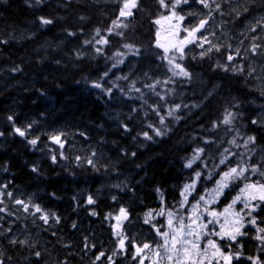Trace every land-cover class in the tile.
Returning a JSON list of instances; mask_svg holds the SVG:
<instances>
[{
  "label": "trees",
  "instance_id": "1",
  "mask_svg": "<svg viewBox=\"0 0 264 264\" xmlns=\"http://www.w3.org/2000/svg\"><path fill=\"white\" fill-rule=\"evenodd\" d=\"M124 3L44 0L37 5L35 0H0V177L9 187L24 190L40 206L54 211L63 219L65 229L60 232L59 244L47 237L49 247L33 241L24 245L19 238L7 240L1 232L0 260L4 262L40 264L35 253L41 248L52 261L49 255L70 264H84L90 259L94 264H134L130 256L123 259L113 251L112 218L119 215L121 208L126 209L132 225L131 230L126 229L127 237H149L152 230L144 223L147 213L161 208L175 210L183 188L193 182L196 172L202 175L195 195H201L223 170L218 168L217 172L222 158L228 160L225 170L238 164H253L249 157L264 159V128L251 123L263 95L252 90L254 87L244 88L240 83L244 76L215 66L220 53L184 63L192 73L190 81L172 77L154 39V21L163 9L158 0H137L130 20L120 17ZM262 4L259 0H245L241 11L252 16L264 10ZM39 17L53 23L43 26ZM114 21L126 24L127 28L115 27ZM68 32L75 35L69 36ZM93 37L107 39L108 44H96ZM124 44L133 45V50L138 48L139 54L126 56ZM117 51L124 55L115 57ZM119 59L124 63L112 68ZM125 76L127 79L122 78ZM169 78L174 82L165 84ZM156 81L160 83L155 89L146 87ZM96 82L104 89L111 88V96L92 87ZM133 83L139 92L132 87ZM176 105H180L179 111H173ZM170 111L172 116L168 115ZM229 112L236 119L231 125H224L221 121ZM9 116L13 121L8 120ZM177 116L179 120L175 119ZM161 117L164 124L160 123ZM33 120L39 122L33 128L40 130L36 135L38 143L32 148L27 136ZM125 124L131 131H124ZM149 124L168 130L164 136L156 137ZM214 124L218 127L214 128ZM14 126L25 130L26 136L16 134ZM50 132L65 139L73 135L79 138L91 163L76 162L69 156L56 158L54 163L41 149ZM143 132L152 135L153 140L138 135ZM250 135L256 137V144L249 145L253 152L242 146ZM198 148L205 151L197 164L185 167ZM226 148L228 153L224 152ZM132 152L136 155L132 156ZM33 167L38 171L33 172ZM207 175L211 176L209 180ZM246 182L231 184L221 205ZM89 197L94 200L91 207ZM252 215L257 225L247 228V238L233 251L264 261V241L256 239L258 235L264 236L257 231V227L264 228V206ZM13 240L17 243L13 244ZM83 241L90 256L81 251ZM101 252L104 256L97 260ZM73 253L81 257L79 261L72 259ZM235 264L250 263L240 260Z\"/></svg>",
  "mask_w": 264,
  "mask_h": 264
},
{
  "label": "snow or ice",
  "instance_id": "2",
  "mask_svg": "<svg viewBox=\"0 0 264 264\" xmlns=\"http://www.w3.org/2000/svg\"><path fill=\"white\" fill-rule=\"evenodd\" d=\"M44 0H35V3L37 5L42 4ZM192 2V0H158V3L162 8H165L166 10H170V15L162 17L163 19H169L177 18L180 21H183L185 19L184 15L178 14L176 12V8L183 4V5H189ZM196 3L202 5L204 8H210V4L208 0H195ZM212 3L215 4V10L220 9V5L216 3V0H212ZM31 6V5H30ZM137 7V0H125V3L123 5V8L120 10V16L121 17H128L132 15L131 11H126L131 8ZM249 9L246 7L244 9L245 12H247ZM223 15V13H221ZM189 15L195 16L197 13L195 12H189ZM239 18V17H237ZM83 19V18H81ZM40 24L43 26H48L53 23V21L49 18L45 17H39ZM154 23L159 24L160 20L154 21ZM191 23V22H190ZM114 26L124 27L127 28L126 24H121L117 22H113ZM208 24V19H200L198 24L193 25L191 28H188L185 26L184 31L187 32V36L179 41V44L172 45L171 47L165 46L163 44H160L159 41L156 43V47L162 48L164 52V56L162 59L167 61V64L170 66L168 68V71L171 72L172 77L177 78H183L187 81H190L192 79V73L181 63H178L177 60H183L185 58V52L184 47L189 44L195 42L196 39L201 40L202 42L199 44L200 47L204 46V43L211 44V41H208L207 36H201L197 37L196 34L200 33L205 26ZM257 27L264 29V17H261L260 20L256 22ZM176 27H179L177 25ZM257 27H252L250 30L252 32L257 31ZM109 34H112V30L109 29ZM117 35L123 36V33H116ZM69 36L75 35L73 32H68ZM96 35H100V30H96ZM157 36H159V33H157ZM261 37H253V40L260 39ZM93 40L96 44H108L107 39H101V40H95V37H93ZM93 41H85V44H91ZM124 48L129 49L130 51H133L134 46L131 44H124ZM262 45L253 43L251 45V51L253 54H257L256 49L261 48ZM213 48L216 51H220V46L212 44L211 47L207 48L205 52L201 53V57L207 55L208 52H211ZM97 53L101 52L100 48L96 49ZM139 49L136 48L133 51L134 55L139 54ZM171 52V54H169ZM178 53V55H177ZM124 53L117 51L114 56L115 57H122ZM236 55L239 56L240 52L239 50L236 51ZM235 57L233 55H228L227 60L229 62L233 61ZM124 63L123 59L117 60L115 63L112 64V68H116L118 65H121ZM219 67H222L225 71H229L230 69L224 65H218ZM18 70V69H15ZM243 71V69H240ZM254 71V69H253ZM250 74V73H249ZM147 75V73H145ZM104 76H108V72L106 71L104 73ZM123 79H127V77H122ZM174 82L169 78L168 80H165L164 83H170ZM160 83V81H156L154 84L146 85V87L150 89H155L156 84ZM92 87L96 89H101L105 92L106 95L111 96L112 89H104L102 84L99 82L93 83ZM132 87L135 89V91L139 92L140 89L135 88V84L133 83ZM264 94V92H262ZM156 95H160V93H156ZM209 96L212 94L209 93ZM163 99V97H161ZM197 105H193V107H196ZM187 107V105H185ZM180 105H176L175 109L173 111H179ZM173 111H170L168 113L169 116L173 115ZM175 119L179 120L180 117H175ZM236 119V116H234L231 112H229L225 118L221 121L224 125H231L233 121ZM9 121H13V117H8ZM160 123L164 124L165 120L164 117L160 118ZM251 123L253 125H257L260 128H264V114H262L258 119L251 120ZM29 128L31 125L28 126ZM125 132L131 131L129 127L125 124L122 125ZM149 128L152 129L154 132V135L156 137H162L166 134L167 128H165L163 131L159 128L154 127L153 125L149 124ZM213 127H218V125L214 124ZM14 131L16 134H18L21 137L26 136V131L21 129L20 127L14 126ZM3 133L0 132V136H2ZM142 135L145 140H153V136L149 135L148 132H143ZM52 140L60 145L61 148H63V143L61 142L60 136H53ZM32 146H36L38 143V138L29 139L27 141ZM205 143H210V141H205ZM231 143L233 145H236V141L232 140ZM256 144V137L255 136H247L246 139H244L243 147L248 152H253V148H249V145H255ZM205 151L204 148H198L195 151L194 156L192 157V160H190L185 167L191 168L193 162L200 159L201 154H203ZM229 149H224V152L228 153ZM95 155V153H93ZM132 156H135L136 153L132 152ZM233 155H235L233 153ZM251 159V157H249ZM53 162H56V157H52ZM91 163V161H89ZM227 163L226 158H222L219 161V164L224 165ZM207 167V165H205ZM33 172H37L38 169L36 167L32 168ZM259 174L260 177H264V165L262 164H251V165H236V166H229L227 171H220L219 172V179L215 181L216 187L212 190L213 199L211 201L206 199V196H200L199 201H202L205 203V205L211 204L216 202V198L223 195L225 190L228 189L231 184L235 183L236 181L240 179L244 180H250L252 175ZM201 172H196V180H194L192 183L185 186L183 192L181 195L184 197V201L182 202L181 206H184L187 204V195L190 194V190L195 189L196 181L199 180L201 177ZM211 178V176H209ZM4 187H7L6 185ZM159 191V189L157 190ZM5 193H0V195H4ZM8 197L12 196L11 192L6 193ZM259 200L260 203H256V201ZM4 201L0 200V204H3ZM94 200L89 197L88 198V204H93ZM237 203L242 204V208L239 211H233V206ZM15 204L21 205L23 207V210L27 212L29 210V204L25 203L23 200H15ZM261 204H264V182H261L260 180L253 181L250 183H245L242 188H240L239 193L236 195V197L232 200V203L228 205L227 208H225L224 213H217L214 210L209 211L207 208H205V211L207 212L208 216L213 217L214 219L205 220L202 221L201 217L197 215V210L200 207V202H197L196 204L192 205V216L188 217L189 222H185V219L183 216L179 218L177 221L178 226H173V217L174 214L172 212H168V227L171 229V234L168 231L161 232L159 228H157L155 225H153L154 228H156L157 235L162 237V242H158L155 247L151 244L144 243L142 246L136 247V255H139L141 252H143L145 249H151L153 250V255L157 258H166L169 264H220V261H223V264H231V260L233 258L232 253H225L221 250V248L218 246L217 242H215L212 239H205V237L209 236H220L221 239L227 237L231 239L233 242L236 241V237L238 235H246V233L242 232L241 229L245 226L244 221L245 219L248 220V223H250L253 226L257 225V219L255 216L252 215V213L256 212L260 207ZM32 207L35 208L36 213H42L39 217V219L43 220L45 224L49 222V215L44 214L42 212V209L38 205H32ZM5 208L0 207V212H4ZM35 213H33L34 215ZM92 215H95V212L91 213ZM229 214L232 216V219L229 221L228 219H225L223 223H220L218 217L221 215ZM120 217H123L124 219H127V211L124 208L120 209V216L117 217L119 220ZM52 218L56 220V223H59V218L55 217V214H52ZM152 213L149 212L144 220L145 224H149L151 222ZM250 218V219H248ZM220 223V230L216 231L214 228L209 229L208 225L210 224H216ZM231 225L230 228L226 227L227 225ZM73 227H76L75 224H73ZM11 231V229H9ZM257 231L260 233H264V228L257 227ZM119 234V233H117ZM189 237H194V239H189ZM256 239L264 241V236H256ZM206 245L205 247H201V242ZM13 244L17 243V241L13 240L11 241ZM19 243L23 244L25 241H19ZM120 248L121 250L124 249V239H120ZM160 249H163L164 251L161 252ZM211 249V252L209 251ZM41 255L40 252H36L35 256L39 258ZM239 253L235 254V257L239 258ZM104 256V253L101 252L99 256L96 257L97 260H99L101 257ZM135 259V256L133 257ZM252 259V258H249ZM109 261H112V257H108ZM0 264H5L3 260H0ZM114 264V261H113ZM139 264H143V259L140 260ZM153 264H158V261H154ZM253 264H258L257 260H253Z\"/></svg>",
  "mask_w": 264,
  "mask_h": 264
},
{
  "label": "rangeland",
  "instance_id": "3",
  "mask_svg": "<svg viewBox=\"0 0 264 264\" xmlns=\"http://www.w3.org/2000/svg\"><path fill=\"white\" fill-rule=\"evenodd\" d=\"M208 2L210 4V8H204L202 5L196 3L195 0L192 1L189 5H183V4L179 5L176 8V12L178 14L185 16V19L183 21H180L177 18H172L171 20L163 19L162 17L170 15V10H166L165 8H163L160 13V18H159L160 23L154 24L155 42L157 43V41H159L160 44H163L169 47H171L172 45H177L179 44V41L181 39L187 36V32L184 31L185 26H187L188 28H191L193 25L198 24L200 19L206 18L208 19V24L205 26V28L200 33H197L196 36L197 37H201L202 35L207 36V39L208 41H211V44L205 42L204 46L200 47L199 44L202 41L199 39H196L195 42L189 43L184 47L185 58L183 60L178 59L177 62L183 65L184 63L189 61V59L194 60L195 58L196 59L212 58L214 53H220L218 56H221V57L219 58V60L215 61V64H214L215 66L224 65L230 69L228 72L231 73L232 75L234 74L235 76L237 75L239 77L244 76L245 77L244 79H247L248 77L250 79L249 81L251 82L250 85L254 88L245 84L246 87L248 88L250 87L252 89H258L259 91L264 92V29H261L257 27L256 25V22L260 20L261 17H264V12L259 13L254 16H248L250 14L244 13L240 9V7L243 6L245 0H216V3L220 5L219 10H215V4L212 3V0H208ZM189 12H195L197 13V15L191 16L189 15ZM221 13H223V15ZM233 13H236V15H234ZM121 18L128 19V20L131 19L130 16L126 18L125 17H121ZM177 25H179V27H176ZM252 27H257V31L252 32L250 30ZM157 33H159V36H157ZM253 37H261V38L253 40ZM253 43L262 45L261 48L256 49L257 54L255 55L251 51V45ZM212 44L220 46V51H216L213 48L211 52H208L207 55L201 57V53L205 52V50L211 47ZM158 49L162 51V54L164 56L165 54L163 52V49L162 48H158ZM237 50H239L240 52L239 56L236 55ZM132 52L133 51H129V53L131 54ZM169 54H171V52ZM228 55H233L235 57L233 61L229 62L227 60ZM126 56H129V55H126ZM240 69H243V71H241ZM262 106H264V99L262 100ZM262 114H264V107L259 110L258 116L260 117ZM33 122L34 123L33 125H31V130H29V135L27 136L28 137L27 141L29 139L36 138L37 132L40 130L37 127L36 129L33 128V126H39L38 120H33ZM54 136H57V135H54ZM52 137H50L48 143L44 144L45 151L49 153L50 155L52 156L58 155L61 159H64L66 156H69V157H72L73 160L76 162L90 161V158H91L90 154H85L86 152H84L85 150L83 149L85 147L83 142L79 141L78 140L79 138H77L75 135L68 138L67 139L68 142L66 141V139L61 141L64 145L63 148H61L58 143L54 142L52 140ZM79 147H81V150H78ZM72 149L77 151V153H80V154H77ZM219 178L220 177L218 175L216 180H218ZM206 179H210L209 175H207ZM240 180H243V179H240ZM257 180L262 181L261 178L254 179V181H257ZM196 185H195V189L190 190V194L187 195V204H185L184 206H181L182 202L184 201V197L182 196L181 204L176 210L160 209V210H157L156 212H151L152 218H151V222L149 225L152 226V228L154 229V233L156 235H157L156 228H154L153 225L159 228L161 232L168 231L171 234V229H169L168 227V212H172L174 214L173 226L177 227L178 226L177 221L179 220L181 216L184 217L185 222H189L188 217L192 216L191 206L196 204L197 202H200V207L197 210V215L201 217V220L205 221V220L214 219L213 217L207 215L205 208H207L209 211L214 210L217 213H224L225 208H227L228 205L232 203V200L239 193L240 188H242L240 187L232 195V197L228 200V202L224 206H221L219 210H217L215 208L217 205H219L220 199L223 195L216 198V202L208 204V205H205L204 202L199 201L200 196H206V199L209 201L213 199L212 190L216 187V183L214 182L212 187L201 195L199 194L195 195ZM114 186H117V182L114 183ZM226 190L224 194L226 193ZM0 193H3L2 190H0ZM17 199L23 200L21 198H16L15 196L12 198V196L8 197L5 194L0 195V200L4 201V203L0 204V206L3 207L9 203V205L12 208L14 207L15 209H17V211L22 215V222L17 216H14L11 219L12 223L11 221L6 222L5 224L0 222V233L2 232V234L6 236L5 239L8 240V239L19 238L21 241H25V243H23L24 245H27L31 241H33L35 243H42L43 245L46 243V246L49 247L48 246L49 243L44 242L45 240L39 241L38 236L41 231L47 237L53 238L54 243H56V241L58 242L59 237H61L60 232L64 229V224L62 225L61 222L56 223V220L52 218V215L49 214L48 211H43V209L41 208L42 212L44 214H48L50 217L49 222L45 224L43 220L39 219L42 213H36L35 208L32 207L33 205L32 203H29L23 200L25 203L30 205L29 210L25 212L21 205L15 204V200ZM256 203H260L259 200H257ZM239 206L242 208L241 203L235 204L233 206V211H237V207ZM33 213L35 214L33 215ZM119 216H120V213L118 216L116 215L114 218H112V220L114 221V228L116 229V246L117 247H119L120 245L119 242L121 238H123L124 240H127L126 238L127 235H125L126 231H124V229H125V226L129 224L126 221V219H124L123 217H120V219L118 220L117 217ZM218 219L220 223H223L225 219H228L230 221L232 219V216L229 214H225V215L219 216ZM28 221L30 222V224ZM220 223H216L214 225L210 224L208 225V227L209 229L214 228L216 231H219ZM226 227L230 228L231 225L229 224ZM81 228L82 227H80V232H81ZM243 228L241 229V231L243 230ZM9 229H11V231H9ZM2 234L0 235L2 236ZM157 236L159 238V242H162V237L159 235ZM240 236L241 235H238L236 237V240ZM189 239H194V237H189ZM205 239H212L215 241V239H221V238L220 236H209V237H205ZM221 240L232 241L231 239L227 237ZM143 241L144 242L137 244L136 246L132 248L133 252L131 254L135 256L137 264H139L141 259H143V264H153L154 261H158V264H169L166 258H157L156 256H154L153 250L151 249H145L139 255H136V247L142 246L144 243L151 244L155 247V244L147 241L146 236L143 239ZM82 244H83V249L81 251L85 252L86 247H87L85 241H83ZM70 246L73 247V244L70 243ZM205 246L206 245L202 241L201 247L203 248ZM59 247L61 248V246ZM160 251L163 252L164 250L160 249ZM209 251L211 252V249H209ZM55 252L57 251L55 250ZM49 256L53 258V261L49 257H47L44 253H42L43 258L39 261V263L40 264H43V263L44 264H70L68 261H62V259L55 260L54 257H52L51 255ZM80 258L81 257H79L78 254L77 255L74 254L72 256V259H75V261H79ZM232 260H231V264H232ZM254 260H257L258 264H264L260 262L258 259H254ZM6 263L7 264H17L13 260H8V262H5V264ZM84 264H94V261L90 259L88 260V262H84ZM220 264H223L222 260L220 261Z\"/></svg>",
  "mask_w": 264,
  "mask_h": 264
},
{
  "label": "bare ground",
  "instance_id": "4",
  "mask_svg": "<svg viewBox=\"0 0 264 264\" xmlns=\"http://www.w3.org/2000/svg\"><path fill=\"white\" fill-rule=\"evenodd\" d=\"M246 15H248V14H246ZM204 72H205V71H204ZM245 74H246V73H245ZM249 80H250V79H249L248 77H247V79H244V78H243V79L241 80L240 83H242L241 85H243L244 88H247V89H248V87H246L245 84L248 85V86H251V85H250L251 82H250ZM240 83H239V84H240ZM251 87H252V86H251ZM252 90H253V89H252ZM254 92H255V91H254ZM258 117H259V116H258ZM260 130H261V129H260ZM262 131H263V130H262ZM76 166H77V165H76ZM73 168H75V167H73ZM120 180H121V179H120ZM98 181H99V179H98ZM98 181H97V182H98ZM108 181H109V180H108ZM111 182H112V181H111ZM111 182H110V183H111ZM95 183H96V181H95ZM100 183H101V182H100ZM108 183H109V182H108ZM97 186H98V185H97ZM108 187H109V186H108ZM107 189H108V188H107ZM105 192H106V191H105ZM107 192H108V191H107ZM107 192H106V193H107ZM117 196H118V194H117ZM151 208H152V207H151ZM153 210H154V209H153ZM50 211H51V210H50ZM86 211H87V210H86ZM51 212H52V211H51ZM53 212H54V211H53ZM82 217H83V216H82ZM79 220H81V219H79ZM67 229H68V228H67ZM64 230H65V229H64ZM129 258H130V257H129ZM117 260H118V259H117ZM43 264H44V263H43Z\"/></svg>",
  "mask_w": 264,
  "mask_h": 264
},
{
  "label": "flooded vegetation",
  "instance_id": "5",
  "mask_svg": "<svg viewBox=\"0 0 264 264\" xmlns=\"http://www.w3.org/2000/svg\"><path fill=\"white\" fill-rule=\"evenodd\" d=\"M248 16H250V15H248ZM7 264V263H6Z\"/></svg>",
  "mask_w": 264,
  "mask_h": 264
}]
</instances>
